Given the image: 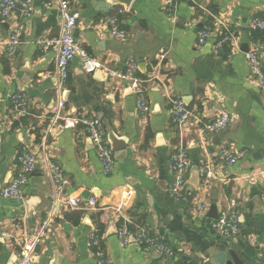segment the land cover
<instances>
[{
	"label": "crops",
	"instance_id": "1",
	"mask_svg": "<svg viewBox=\"0 0 264 264\" xmlns=\"http://www.w3.org/2000/svg\"><path fill=\"white\" fill-rule=\"evenodd\" d=\"M13 1L16 14L0 18V189L16 177L23 151L34 155L36 168L19 200L0 196V229L6 233L0 238V264H14L29 235L41 236L33 264H97L92 231L98 232L108 264H225L228 250L242 264H264V174H259L264 172V102L242 50L256 47L264 69V32L247 28L251 19H264V0H177L174 8L165 0H66L78 16L74 38L80 50L111 70L125 71L129 60L136 64L134 75L145 81L147 114L137 110L128 81L98 71L86 74L78 56L60 85L55 50L45 49L59 34L58 0H29L27 17L19 14L26 0ZM107 19L116 20L123 39L112 35ZM17 24L22 25L21 44L12 56L7 42ZM205 28L211 36L199 45ZM223 28L238 39L239 51L231 59L227 47H217ZM15 94L28 100V115L19 119L10 104ZM176 98L206 119L220 112L231 117L217 135L202 134L192 122L186 126L182 143L189 166L180 196L171 191L170 167L179 133L170 122L169 101ZM59 102L64 103L60 116L96 117L106 136L113 134L119 146H127L112 151L109 174L86 129L61 126L55 116ZM223 149L245 157L222 166L216 155ZM206 159L217 178L208 187L200 170ZM52 163L66 179L61 189L48 174ZM192 181L197 188L189 185ZM74 198L77 208L68 203ZM229 200L239 203L240 231L233 241L212 229ZM122 218L135 229L145 228L172 255L146 253L134 242L121 247L116 231Z\"/></svg>",
	"mask_w": 264,
	"mask_h": 264
},
{
	"label": "built area",
	"instance_id": "2",
	"mask_svg": "<svg viewBox=\"0 0 264 264\" xmlns=\"http://www.w3.org/2000/svg\"><path fill=\"white\" fill-rule=\"evenodd\" d=\"M177 0H165V4L169 8H174ZM17 4L13 0H0V18L7 19L10 16L16 14ZM58 9L60 12V27L59 34L56 39L47 42L45 49L53 47L55 50V75L60 85L66 82L69 66L75 56H78L81 62V69L86 74H93L94 72H103L111 80L128 81L129 86L136 95V108L141 114L148 113V105L144 101L142 95L145 91L144 83L134 74L136 72V64L131 60L126 63L125 71H116L104 67L100 62L90 57L84 51L80 50L77 42L74 38V31L77 26V14L71 12L66 0H58ZM32 11L30 1L26 0L21 3V10L19 14L22 16H29ZM109 26L113 28L112 35L118 39H123L125 34L117 30V22L114 19H107ZM247 28L250 32H264V19L253 18L248 22ZM223 37L217 44L218 48L227 47L230 52L227 55L228 59H231L234 52L239 51V43L234 33L229 32L228 29L223 28ZM21 31L22 25L17 24L12 30L8 42L7 51L10 55H15L21 44ZM211 36L210 28H205L198 35V44L203 45L206 40ZM246 63L249 67L251 79L256 89L260 92L264 102V69L261 67L259 60L258 50L256 47L251 46L247 52L244 53ZM160 59H164V54L159 56ZM10 104L13 112H15L17 118H22L28 115V100L26 96L22 94H15L10 98ZM169 118L173 126L177 128L179 134L178 142L174 146V152L171 155V171L173 173L174 181L171 187V191L176 196H180L182 191L186 187L185 174L189 166V159L187 156V150L182 143L183 132L186 130V126L189 122H192L200 127L202 134L217 135L226 130L231 122V117L227 113L220 112L216 116L206 119L204 116L195 110H189L185 104L178 98L170 99ZM58 109L55 112V116L61 123V126L66 129H74L76 126H83L88 132L89 139L92 146L95 149L96 156L100 161L104 173L109 174L114 165L113 152L106 139V133L102 128L100 121L96 117H66L60 116L61 110L64 107L63 102L58 103ZM19 125L22 123L19 121ZM245 157V152H232L228 149L219 151L216 155V161L222 166H232L242 160ZM18 161V173L12 181L0 189V196L7 200H19L21 198L22 189L28 182L29 176L34 172L36 168V160L32 153L23 151L17 157ZM200 170L204 175L205 186L208 187L212 181L217 178L214 176L212 168V162L208 159L203 160L200 164ZM47 171L51 179L58 184V189H61L66 184V179L62 176L61 170L55 164H49ZM264 174V172L259 173ZM126 201L131 198L130 193L125 194ZM264 200V196H263ZM69 206L77 208L79 206V199L74 198L68 201ZM87 205L93 207L95 201L93 199L87 200ZM239 203L235 200H229L227 208L221 210L217 219L212 223V229L215 234L224 240L233 241L239 236V223L237 221L236 209ZM199 209H204V206H200ZM118 212L121 208L116 209ZM122 224L118 226L116 236L121 247H125L130 242H134L140 246L144 252H155L163 257H170L172 252L162 243H159L150 236L149 232L145 228H138L134 232L130 231L127 227L128 219L122 218ZM6 236L3 229H0V238ZM90 246L97 249L95 253L98 258L97 264H108L105 254L99 249L98 232L92 231L89 236ZM40 235H29L20 244L17 251V259L14 264H33V259L37 246L40 243Z\"/></svg>",
	"mask_w": 264,
	"mask_h": 264
},
{
	"label": "water",
	"instance_id": "3",
	"mask_svg": "<svg viewBox=\"0 0 264 264\" xmlns=\"http://www.w3.org/2000/svg\"><path fill=\"white\" fill-rule=\"evenodd\" d=\"M244 52L247 51V45H244L243 49ZM99 72V71H98ZM94 74H96V72H94ZM108 144L111 148L112 151H116V150H121V149H126L127 146H119V143L114 139V135L113 134H107L106 136ZM115 140V141H114ZM189 185L191 187L197 188L196 187V183L195 182H190ZM215 209V208H214ZM213 209V210H214ZM216 212V211H215ZM217 214L215 215V218H217ZM153 253V252H152ZM225 257L227 258L225 261V264H242V262L238 259V257L236 256V254L234 253L233 250H228L225 253Z\"/></svg>",
	"mask_w": 264,
	"mask_h": 264
},
{
	"label": "trees",
	"instance_id": "4",
	"mask_svg": "<svg viewBox=\"0 0 264 264\" xmlns=\"http://www.w3.org/2000/svg\"><path fill=\"white\" fill-rule=\"evenodd\" d=\"M17 124H15V126H16ZM128 227V229L130 230V231H135L136 229H135V226L132 224V225H128L127 226ZM97 229H98V231H99V233L101 234L102 232H103V228L101 227V225H98L97 226Z\"/></svg>",
	"mask_w": 264,
	"mask_h": 264
}]
</instances>
